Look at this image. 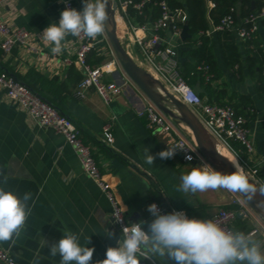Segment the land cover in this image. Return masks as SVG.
Wrapping results in <instances>:
<instances>
[{
	"label": "crops",
	"instance_id": "crops-1",
	"mask_svg": "<svg viewBox=\"0 0 264 264\" xmlns=\"http://www.w3.org/2000/svg\"><path fill=\"white\" fill-rule=\"evenodd\" d=\"M71 1L78 11L82 10V0ZM207 8L208 11L211 9L209 1ZM64 9L60 0H5L0 5V19L27 28L32 33V41L30 46L15 48L7 56L0 48V68L35 89L75 122L84 139L93 146L95 157L120 199L128 220L138 223L154 219L147 211L152 200H158L168 208L186 210L202 219L211 217L221 207H239V202L243 203L239 193L219 189L186 194L177 190L181 175L199 164L184 163L178 156L171 159L157 156L152 165L145 163L143 148L147 147L153 156L164 148L148 129L141 113L149 98L121 66L117 65L113 73L107 74L108 79L124 85L123 93L110 103L104 102L94 89L87 90L84 97L77 95L83 71L69 61L76 57V37L66 38L60 54H53L51 45L40 38L49 24L58 23ZM121 34L124 46L129 44L128 34L124 30L119 31L118 35ZM237 37L241 51L240 68L236 67L238 72L223 65L219 44L214 40L215 55L222 71V76L214 84L222 90L221 99L230 100L248 115L255 151L246 154L238 149L237 155L229 145L223 142L225 146L222 145L227 146L246 173L257 169L259 175L264 165V150L261 148L264 98L257 90L258 72L247 59L246 51L251 45ZM257 40L264 46L263 29ZM101 49V53L93 51L94 54L103 57L107 50ZM135 52H138L136 47ZM93 56L89 55L90 62L95 61ZM237 94L250 96L252 108H249L247 97L240 98ZM203 98L207 100V96ZM108 123L112 124L114 133L112 143L105 142L102 136ZM214 146L218 149L216 144ZM0 187L21 198L26 192L32 194L28 201L31 214L25 230L15 244L0 242L19 264H60L59 255L52 257L49 250L52 244L63 238L65 228L78 235L81 245L86 246L90 237L91 243L87 246L95 249L91 264L105 259L108 247L118 246L122 234L111 227L110 203L96 182L84 173L74 150L52 128L38 126L28 112L10 100L1 88ZM246 218L240 215L235 228L264 241L261 228L253 227ZM110 232H115V236L110 237ZM152 257L157 264H174L167 256Z\"/></svg>",
	"mask_w": 264,
	"mask_h": 264
},
{
	"label": "built area",
	"instance_id": "built-area-1",
	"mask_svg": "<svg viewBox=\"0 0 264 264\" xmlns=\"http://www.w3.org/2000/svg\"><path fill=\"white\" fill-rule=\"evenodd\" d=\"M4 1L0 0V5ZM149 1L116 0L117 12L124 22V32L129 36L130 43L125 47L130 55L179 100L191 107L205 128L219 141L225 145H229L230 140L237 141L243 152L253 154L255 143L247 115L238 112L230 104L208 102L186 81L182 74L178 45L174 44L173 40L180 37L183 26L187 22V14L181 9L171 10L166 0H162L158 3L160 16L152 24H137L132 18H129L128 5L132 4L135 8L141 9L145 2ZM66 6L78 10L71 0H68ZM209 7H215V3L209 1ZM234 12L235 9L231 8V11L218 24H212L209 29L201 31V33L212 35L219 30L228 28L235 29L242 40L255 38L261 30L260 20L264 17V7L242 19V23L246 25L236 23ZM161 31L167 33L162 34ZM76 39L78 41L76 57L69 61L74 62L83 71V78L77 87V95L84 97L87 90L94 89L104 102L110 103L123 93L124 85L114 79L107 78V74L113 73L120 63L106 32L96 39L83 36L76 37ZM31 41L32 33L27 28L14 26L5 19H0V48L4 55H10L15 48L30 46ZM104 43L109 47L105 55L110 59L97 65L90 64L88 55L93 51L101 53V48L105 46ZM205 68L208 67L205 66ZM0 88L5 91L10 100L24 108L38 126L52 128L63 136L66 143L76 153L84 173L96 182L109 201L113 230H118L122 234L124 226L137 223L128 220L120 199L95 157L93 146L84 139L80 129L70 117L61 113L52 103L43 99L24 82L2 68H0ZM188 95L194 96L195 100L189 102L186 99ZM141 113L146 118L148 129L160 140L164 150H167L168 147H178L173 158L178 156L182 162L193 165H200L199 157H203L207 161L194 136H190L185 131L180 120L165 113L150 99ZM102 136L107 143L114 141L111 123L104 126ZM186 151L191 152L195 157L192 161L185 160ZM208 164L214 169L209 162ZM257 173V169H254L248 175L259 185L264 184V177H259ZM153 203L159 207L162 214L183 211L190 219H202L199 216L190 215L183 209L168 208L158 200L150 202V204ZM240 215L247 216L246 207L241 202H239V207H221L211 217L205 219H214L227 229L237 230L234 224ZM116 217H120L121 222H116ZM0 264H19L1 244ZM140 264H157V262L153 257L141 258Z\"/></svg>",
	"mask_w": 264,
	"mask_h": 264
},
{
	"label": "clouds",
	"instance_id": "clouds-1",
	"mask_svg": "<svg viewBox=\"0 0 264 264\" xmlns=\"http://www.w3.org/2000/svg\"><path fill=\"white\" fill-rule=\"evenodd\" d=\"M60 2L67 5L68 0ZM82 5L79 11L66 6L58 23L49 24L40 35L42 41L51 45L53 54L62 52L63 42L68 36L96 39L105 32L109 0H82ZM186 99L193 102L195 97L188 95ZM177 148L168 147L153 156L145 147V163L152 165L157 156L171 159ZM184 158L192 161L195 157L186 151ZM199 159V166L181 175L178 191L195 194L224 189L239 193L249 201L254 200L257 194L264 197V184L257 187L250 183L238 159L230 162L234 168L231 173L214 170L203 157ZM31 196L26 192L21 198L0 187V242L15 244L21 236L31 214L28 207ZM260 205L264 206V201H260ZM147 211L154 219L124 226L118 246L108 247L106 258L96 264H140L141 258L152 256H167L174 264H264V241L255 239L254 234L227 229L214 219H190L183 211L162 214L155 203L148 205ZM116 222H121V218L116 217ZM108 235L114 237L115 232ZM89 243L90 237L86 246L81 245L78 235L65 228L63 238L51 245L49 254L52 257L59 255L60 264H91L95 249L88 247Z\"/></svg>",
	"mask_w": 264,
	"mask_h": 264
},
{
	"label": "trees",
	"instance_id": "trees-1",
	"mask_svg": "<svg viewBox=\"0 0 264 264\" xmlns=\"http://www.w3.org/2000/svg\"><path fill=\"white\" fill-rule=\"evenodd\" d=\"M134 1L140 2L142 0ZM160 1L162 0L145 2L141 9L135 8L132 4L128 5L127 12L129 18H132L137 24H152L160 16V7L158 4ZM208 1L215 3V7L209 9V11L207 8ZM166 2L171 10L177 11L181 9L187 14L186 23L189 28L190 37L180 44V46L182 45L181 49H179L178 45L181 71L186 81L202 97L207 96L208 102L230 104L238 112L245 114L243 110L233 105L230 100L221 99L222 90L214 84V81H217L222 76V71L214 50L215 39L219 44L223 65L237 72V69L240 68L241 51L236 30L228 28L219 30L215 33V37L213 34L208 35L205 32L201 33V31L209 29L211 24H218L231 11V8L235 9L234 17L236 23L246 25L242 23V19L251 13L260 11L264 7V0H166ZM260 25L264 31V17L260 20ZM119 31L123 32L121 25ZM161 33L166 34L167 32L161 31ZM257 36L252 39H245L246 44L248 46L251 45L249 50L246 51V54L247 59L251 61L254 69L258 72L257 90L259 95L264 98V46L257 40ZM89 55H94V62H90ZM89 55L88 61L90 64L97 65L101 63L103 57L96 56L94 52H91ZM205 66L208 68L206 69ZM237 66L238 68L236 69ZM31 89L37 92L35 89ZM233 94L235 95L236 93L234 92ZM39 95L45 99L41 94ZM237 95L240 98L245 96L243 94ZM245 97H247L249 108L251 109L252 99L250 96ZM229 146L239 155L238 149H241V145L237 141L230 140ZM261 148L264 150V140L261 142ZM259 177H264V165L261 173H259Z\"/></svg>",
	"mask_w": 264,
	"mask_h": 264
},
{
	"label": "water",
	"instance_id": "water-1",
	"mask_svg": "<svg viewBox=\"0 0 264 264\" xmlns=\"http://www.w3.org/2000/svg\"><path fill=\"white\" fill-rule=\"evenodd\" d=\"M117 8L118 7L116 0H109V7L107 9L109 13V20L107 22L105 32L122 69L142 90V92H144V94L160 109H162L165 113L172 116L173 118L180 120L191 129L202 154L204 155L206 160L213 166V168H215L217 171H221L222 173H231L232 171H234L229 158L221 154L216 149L212 142V139L215 138H213V136L204 127L191 107H189L183 101L179 100L159 80L154 78L152 74H150L142 66H140L137 61L130 55L117 34V26L114 21V12L117 11ZM189 37V28L187 23H185L180 37L175 38L173 40V43L176 45H180ZM248 178L250 183H253L257 187L260 186L249 176ZM260 201H264V197L257 194L256 198L249 202H257L260 204Z\"/></svg>",
	"mask_w": 264,
	"mask_h": 264
},
{
	"label": "rangeland",
	"instance_id": "rangeland-1",
	"mask_svg": "<svg viewBox=\"0 0 264 264\" xmlns=\"http://www.w3.org/2000/svg\"><path fill=\"white\" fill-rule=\"evenodd\" d=\"M120 28V27H119ZM119 28L117 27V31L119 30ZM118 34H119V31H118ZM120 39H122V34L120 35ZM123 41H124V43H126V39L125 38H123ZM105 44V46H104V48H105V50H108L109 49V47H108V45L106 44V43H104ZM106 52V51H105ZM110 59V57L109 56H107V55H104L103 56V58H102V61L104 62V61H106V60H109ZM101 61V62H102ZM121 66V65H120ZM182 123V126H183V128L185 129V131L191 136H193V134H191V133H189L188 132V130L186 129V124H184L183 122H181ZM188 127V126H187ZM217 139V138H216ZM216 139H214L215 141L214 142H216L215 144L217 145H221V146H223L224 144L221 142V141H219V140H216ZM223 144V145H222ZM217 145V146H218ZM219 147L218 146V151L221 153V154H223V151H222V149H224L223 147ZM225 146V145H224ZM226 148H227V146H226ZM223 155H225L226 157H228L229 159H230V155L229 154H223ZM237 159V158H236ZM213 167V166H212ZM246 173V172H245ZM247 175H248V173H246ZM252 180H253V178L250 176V175H248ZM240 198H241V200H242V202H243V204L245 205V207H246V211H247V218H246V220H248L249 221V223L253 226V227H259V228H261V231H260V234H261V236L262 237H264V235H262L263 233H264V206H261L259 203H257V202H254V203H252V202H249L248 200H246L245 198H244V196L243 195H241L240 194Z\"/></svg>",
	"mask_w": 264,
	"mask_h": 264
},
{
	"label": "bare ground",
	"instance_id": "bare-ground-1",
	"mask_svg": "<svg viewBox=\"0 0 264 264\" xmlns=\"http://www.w3.org/2000/svg\"><path fill=\"white\" fill-rule=\"evenodd\" d=\"M116 13V17H114V21H115V23H116V26L119 28L120 27V25L123 27V30H124V22H123V20H122V18H121V16L118 14V12H114V14ZM117 20V21H116ZM121 23V24H120ZM117 34H118V31H117ZM119 36V35H118ZM186 127V126H185ZM186 129L188 130V132L189 133H191L192 131H191V129L189 128V127H186ZM191 134H193V133H191ZM215 140L214 139H212V142H213V144H215L216 142H214ZM218 145V144H217ZM219 147L221 146V145H218ZM221 147H223L224 149H222V151H223V154H229L231 157H230V162L232 161V160H234L235 158H234V156L231 154V152L227 149V148H225L224 146H221Z\"/></svg>",
	"mask_w": 264,
	"mask_h": 264
}]
</instances>
